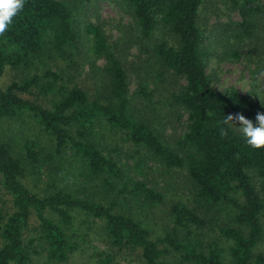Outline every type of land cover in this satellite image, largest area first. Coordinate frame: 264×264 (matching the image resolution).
I'll return each instance as SVG.
<instances>
[{
	"label": "trees",
	"instance_id": "obj_1",
	"mask_svg": "<svg viewBox=\"0 0 264 264\" xmlns=\"http://www.w3.org/2000/svg\"><path fill=\"white\" fill-rule=\"evenodd\" d=\"M111 1L127 14L128 26L111 42L101 25L87 23V57L103 64L92 62L85 78L73 74L84 64L75 60L82 41L75 0H25L0 35V124L20 126L0 135V264H70L90 247L92 235L106 250L93 246L91 264H172L170 258L177 264H264V253L256 252L264 241V148L249 146L238 123H222L244 114L248 99L235 88L217 91L207 72L211 35L203 0ZM230 4L241 17L238 39L257 41L264 5ZM132 47L141 56L128 63L125 49ZM262 52L256 68L264 72ZM240 57V50L232 52ZM146 60L157 80L167 75L185 85L171 92L147 82ZM8 71L23 77L1 86ZM159 97L182 112L171 123L152 115ZM183 116L178 133L174 124ZM124 148L131 153L127 161L119 159ZM49 160L72 167L73 179L85 181L80 189L92 188L102 199L80 196L68 182L56 184L64 179L51 171L52 191H31L28 174H41ZM162 173L184 176L189 193L187 201L178 195L169 205V222L159 234L119 208L166 205L164 191L149 182ZM223 210L229 211L225 218Z\"/></svg>",
	"mask_w": 264,
	"mask_h": 264
},
{
	"label": "rangeland",
	"instance_id": "obj_2",
	"mask_svg": "<svg viewBox=\"0 0 264 264\" xmlns=\"http://www.w3.org/2000/svg\"><path fill=\"white\" fill-rule=\"evenodd\" d=\"M78 5V11L75 13V23L78 25V29L81 33V45L78 48L80 54L75 56V60L78 62H83L84 64H80L77 66V72H73L77 77L81 76L85 78L86 73H89L93 66L92 62L96 63V66H101L103 64V60L94 61L89 56L88 49L91 46L89 39L86 37L84 33L85 26L87 23L98 24L103 27L107 36L111 40V42L117 41L120 37H122V31H124L129 23V17L126 13L123 12L122 8L113 3L111 0H75ZM261 5H264V0H254ZM203 11L204 13V27L209 28L208 31L211 35V40L209 42V56H208V67L207 72L211 76L214 87L217 91L223 92L229 88H235L241 97L248 99V105L244 111V115L247 119L251 120L254 124L256 123V114L258 112L264 113V101H263V80L264 76L260 74L261 69L258 70L256 68V61L258 52L263 51L261 55H264V33H260L259 39L256 40H245L241 41L238 39L237 34V23L241 21V17L238 11L232 9L230 4V0H203ZM240 50L241 57L239 59L232 58V52ZM137 48H126L125 56L128 60V63L138 62L135 58L140 57ZM49 54L46 53L43 56V61L47 58ZM147 57V56H146ZM84 58V59H83ZM83 60V61H82ZM53 64L42 65L40 66V74H43L41 71L52 67ZM63 65V64H62ZM54 71V69H53ZM35 72V71H32ZM148 74V76H147ZM159 73L152 70L149 67V60H146V78L149 81H158L160 86H164L167 90L171 92L178 91L180 85H185V81L176 80L175 78L164 76L165 79L157 80V76ZM21 79L23 77L22 74H18L16 71H8L7 74L1 81V86L9 85L15 77ZM165 81L166 84L164 83ZM154 82V85H155ZM154 85L152 88L154 89ZM136 87L132 86V90ZM37 91V90H35ZM166 91L164 94H166ZM32 99V96H27ZM160 100V102H157ZM40 103L45 105L46 107H51V101L48 103V99H39ZM165 105H162L161 103ZM155 105L158 109L155 108ZM144 108V107H143ZM153 116L155 115L160 123L166 124L171 123L174 119V114H182L181 111H175L169 102L166 103L163 97L155 98L153 105ZM146 114V109L145 112ZM175 122H179L174 124L178 133L183 132L184 125L186 124V116H183L182 120H176ZM13 124V128H19V124L15 123H4L0 124V135L5 132L6 127H10ZM5 128V129H3ZM167 133L172 135L173 128L172 126L166 127ZM174 128V129H175ZM36 133V132H32ZM44 141V139H42ZM41 142V146L46 150L48 148L44 142ZM132 150V149H130ZM131 156V153L127 148H124L122 154L120 155L121 161H127V157ZM130 165H132L133 161H129ZM153 164V163H152ZM157 169V166H153ZM72 167L70 171H67L64 166L57 163V160H49V166L46 165L45 169L41 170V174H34L31 172L28 174L27 178V187L33 191L34 193L39 194L40 196L47 194V192L52 191L49 189L50 178H48V173L51 171V174L54 173L55 179H64V181L57 180L55 183L59 185H67L69 184L75 185L76 188L80 189V186L85 183V181L75 180L73 179V171ZM166 180L167 182H165ZM149 182L151 185L156 186L157 188L164 191L163 193L166 196V199L169 201L166 205H161L155 209H150L146 207L147 205H141L140 202L137 204L129 203V205L123 203L119 208L121 213L129 211V215L133 216L136 220L140 221L149 228L153 232H158L161 234V226L165 227L168 224V219H166V215L168 214L169 205L180 199H177L178 195H181V199L187 201L188 198L187 193L188 188L185 185L184 176L176 175V174H160L156 178L150 176ZM158 183V185H157ZM70 186V185H69ZM72 187V186H71ZM167 188V190H166ZM80 196H83L85 193H89L96 197L97 201H100L102 197L95 193V190L88 189L87 191H83L80 189ZM181 191L185 192L184 196H182ZM94 192V193H92ZM1 194L4 196V192L1 191ZM139 206V208L137 206ZM171 206V205H170ZM129 209V210H128ZM220 217L225 218L226 212L229 213L228 210H223ZM90 247L86 248V251L79 255L72 263L70 264H91V259L95 260L96 257L90 258V256L94 253V247H97L100 250H106V247L101 240L98 239L97 236L92 235L89 237ZM256 252L264 253V241L260 244V246L256 249ZM119 259V258H118ZM138 259V257H135ZM137 260L136 264H139ZM172 264L174 263V259L170 258ZM120 264H127V262L120 260Z\"/></svg>",
	"mask_w": 264,
	"mask_h": 264
},
{
	"label": "clouds",
	"instance_id": "obj_3",
	"mask_svg": "<svg viewBox=\"0 0 264 264\" xmlns=\"http://www.w3.org/2000/svg\"><path fill=\"white\" fill-rule=\"evenodd\" d=\"M25 0H0V35H3L8 26L12 23L13 18L20 12L24 6ZM264 76V72L260 74ZM256 123L247 119L244 115L237 113L236 115H228L222 123L230 124L236 127L238 123L239 131L244 136L247 144L253 148H264V113L256 114ZM221 136H226L227 132L224 129L220 131Z\"/></svg>",
	"mask_w": 264,
	"mask_h": 264
}]
</instances>
